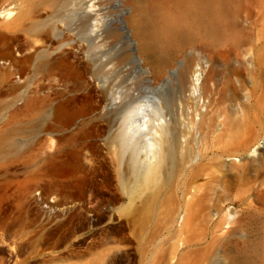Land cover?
<instances>
[{
    "label": "rangeland",
    "instance_id": "374dc122",
    "mask_svg": "<svg viewBox=\"0 0 264 264\" xmlns=\"http://www.w3.org/2000/svg\"><path fill=\"white\" fill-rule=\"evenodd\" d=\"M0 264H264V0H0Z\"/></svg>",
    "mask_w": 264,
    "mask_h": 264
},
{
    "label": "bare ground",
    "instance_id": "6f19581e",
    "mask_svg": "<svg viewBox=\"0 0 264 264\" xmlns=\"http://www.w3.org/2000/svg\"><path fill=\"white\" fill-rule=\"evenodd\" d=\"M209 6V5H208ZM210 7V6H209ZM14 13V12H13ZM12 11L10 9H5L4 10V16H7V20H4L3 22V26L6 28H12V27H16L18 26L21 21L23 20V18H25L28 14H29V9L25 8V9H19L15 14H13ZM166 16V14H165ZM164 21H162V23H160L157 27H156V34H158L159 36H161V38H168L170 39L171 37H173L174 35L177 34V26L180 22V18L178 17H174V16H166V18L162 17ZM156 24V23H155ZM190 70V69H189ZM192 71V70H191ZM202 73V72H201ZM201 73L196 70L193 71V77L191 78V80L188 82V85L190 86L189 88L192 89V91L196 90L197 85L199 84L201 79ZM257 150V147L253 149V152H255ZM145 207V203H142L140 205H134L131 206L130 208H126L124 209L125 211H140L142 212Z\"/></svg>",
    "mask_w": 264,
    "mask_h": 264
},
{
    "label": "water",
    "instance_id": "95a60500",
    "mask_svg": "<svg viewBox=\"0 0 264 264\" xmlns=\"http://www.w3.org/2000/svg\"><path fill=\"white\" fill-rule=\"evenodd\" d=\"M169 73H170L171 75H173V74H174V70H173V69L170 70Z\"/></svg>",
    "mask_w": 264,
    "mask_h": 264
}]
</instances>
